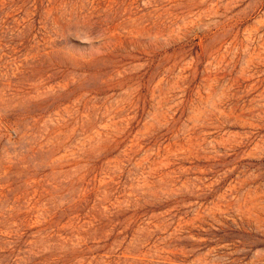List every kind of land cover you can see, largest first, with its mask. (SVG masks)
<instances>
[{
	"label": "rangeland",
	"instance_id": "1",
	"mask_svg": "<svg viewBox=\"0 0 264 264\" xmlns=\"http://www.w3.org/2000/svg\"><path fill=\"white\" fill-rule=\"evenodd\" d=\"M0 264H264V0H0Z\"/></svg>",
	"mask_w": 264,
	"mask_h": 264
}]
</instances>
